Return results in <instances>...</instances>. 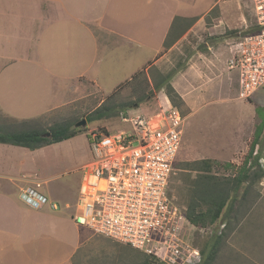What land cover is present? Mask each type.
Instances as JSON below:
<instances>
[{"label": "rangeland", "instance_id": "rangeland-1", "mask_svg": "<svg viewBox=\"0 0 264 264\" xmlns=\"http://www.w3.org/2000/svg\"><path fill=\"white\" fill-rule=\"evenodd\" d=\"M211 1L196 0L195 8L202 11ZM73 3L74 1L70 0L69 4ZM2 5H20L24 8L21 28L23 36L21 44L16 45L11 42L14 40L10 36L11 30L0 29V55H16L18 53L15 50L21 48V55H44L47 60L45 63L51 67L54 76L35 77L38 83H35L37 90L33 94V104L22 103L11 108L22 116L42 112L49 107L51 110L34 118L16 121L4 115L5 110L0 108V125L14 130L48 129L52 124L67 122L78 128L76 135L36 149L0 144L5 148L15 149L14 152L0 151V171L14 172L23 179L24 182L18 180L22 185L31 180L42 181L41 190L58 204L55 210L48 207L54 214L70 217L78 213V185L81 168L92 156V133L125 129L128 127L125 117L137 113L149 114L161 107L174 105L164 88H153V79L158 80L159 74H171L170 82L182 99L180 106H174L186 117L169 183V194L173 199L185 209L190 184L197 176V172L190 170L187 163L205 158L217 160L220 164L214 165L212 172L220 177H230L242 165L255 127L261 120L256 107L264 105V88L259 89L249 100L237 98V74L227 68L226 61L232 44L255 22L253 11L248 4L241 0H215L214 5L202 12L194 23L188 22L185 27V24L182 25L184 21L181 22V27L186 30L180 34L181 37L176 38L177 40H172L173 44L169 48L165 49L163 45L161 48L154 40L146 42V59L160 50L158 60L151 63L150 68L146 67L145 76L129 79L116 87L115 84L126 76L128 62L139 57L138 48L135 44L123 46L112 51L109 56H106V50L100 49L98 59L101 65L94 66L88 73L99 78L98 88L87 81L89 76H85L78 85L77 82L75 88H71L70 80L64 79L70 72V65H73L74 59L79 55V40L77 42L72 35V22L65 20L66 13L59 11L57 19L49 23L44 30L46 32L40 31L44 25H40L38 20L27 18L34 13L29 12V7H59V3L53 0H0V6ZM4 31L8 35L7 40L2 35ZM38 35V43L30 40ZM74 43L77 44V51ZM86 46L81 47L80 55L81 62L85 60L88 68L93 45L87 41ZM40 83L46 84V91H41ZM70 88L71 91L67 92ZM46 97L49 98L47 103L44 101ZM100 107L107 110V114L100 118L95 117V112ZM82 119L86 120V123L77 126L76 123ZM259 162L264 167V157ZM0 181L3 179L0 178ZM245 185L246 183H243L237 192L238 201ZM255 186L248 194L251 198L256 195L257 190L260 193L259 183ZM19 193L20 190L16 196L27 205ZM247 205L245 201L243 208L235 211L234 207L239 206V202H234L231 207L234 213L230 218L243 215L245 209L249 208ZM235 218L227 221L229 228V222L235 221ZM188 226L183 235L191 247L198 251L199 261L196 264H199L200 250L211 236L221 232L224 227L220 220L204 227L192 223ZM69 233L72 240L75 229ZM78 239V252L73 257L76 264H140L146 256L156 264H168L157 255L139 251L122 242L96 234L82 225Z\"/></svg>", "mask_w": 264, "mask_h": 264}, {"label": "crops", "instance_id": "crops-1", "mask_svg": "<svg viewBox=\"0 0 264 264\" xmlns=\"http://www.w3.org/2000/svg\"><path fill=\"white\" fill-rule=\"evenodd\" d=\"M53 1L60 6L29 7V12L34 13L27 18L36 19L40 25H44L40 29L43 32H46L44 30L49 23L57 19L59 11L66 13V21L72 22V35L77 42L79 40V55L70 65L69 74L64 77L71 81V88H75L77 82V85L81 83L85 76L90 77L87 81L98 86L99 78L88 73L94 66L101 65L98 59L100 49L106 50V56H109L120 47L135 44L139 57L128 62L126 76L115 87L131 79L136 72L158 58L160 50L157 49V53L146 59V42L154 40L162 48L175 16L196 17L197 20L215 3L212 0L206 9L199 11L195 8L196 0H73V4H69L70 0ZM23 9L20 5L0 6V29L11 30L10 36L14 39L11 42L16 45L21 44L23 36ZM2 35L7 40L6 31ZM30 40L38 43L39 35ZM87 41L93 45L88 68L85 60L81 62L80 55L81 47H87ZM74 45L77 51V44ZM15 51L18 54L0 55V108L5 110V113L2 111L4 115L18 121L51 110L49 107L42 112L22 116L11 108L22 103L32 105L33 94L37 90L35 83H38L34 78L54 76V73L45 63L46 56L33 53L21 55L22 48ZM117 52L119 54V50ZM45 85L41 84V91H46ZM48 99L46 97L44 101L47 103ZM0 151L14 152L15 149L0 146ZM0 178L3 179L0 181V264H76L73 257L78 252L81 225L73 216L54 214L47 205L34 209L24 205L17 196L26 182L23 185L19 183L23 179L14 172L0 171ZM259 185V199L245 209L243 215L230 218L234 213L231 211L225 216L223 227L230 219L235 218V221L229 222V229H223L217 253L210 264H264V178ZM242 205L239 203L234 207L235 211L243 208ZM74 229L75 236L70 240L69 232Z\"/></svg>", "mask_w": 264, "mask_h": 264}, {"label": "built area", "instance_id": "built-area-1", "mask_svg": "<svg viewBox=\"0 0 264 264\" xmlns=\"http://www.w3.org/2000/svg\"><path fill=\"white\" fill-rule=\"evenodd\" d=\"M241 1L253 11L256 30L239 35L226 64L237 74V98L249 100L264 88V0ZM185 118L170 104L125 117V129L92 133V156L81 168L73 219L168 264H196L199 253L183 235L190 222L169 194ZM42 185L31 180L20 198L32 208L57 209Z\"/></svg>", "mask_w": 264, "mask_h": 264}, {"label": "trees", "instance_id": "trees-1", "mask_svg": "<svg viewBox=\"0 0 264 264\" xmlns=\"http://www.w3.org/2000/svg\"><path fill=\"white\" fill-rule=\"evenodd\" d=\"M214 8L215 6L210 11ZM195 20L196 17L187 18L175 16L172 26L164 39L163 48H169L171 44H173L172 40L174 38H179L182 35L181 33H184L186 29L182 28V25L185 24L186 27L188 22L191 23L193 21L194 23ZM182 21H184V23L181 25ZM255 30L256 27L252 25L249 29L242 32V34ZM150 65L151 63L149 66ZM149 66L148 68H150ZM145 72L146 68L136 72L131 79L145 76ZM170 79V73L159 74L158 80L153 79V88L155 90L164 88L166 95L174 105L180 106L182 104V99L172 86ZM106 111L107 110H103V107L98 108L95 112V117L100 118L102 115L107 114ZM256 112L261 120L255 127L248 152L236 173L232 174L230 177L218 176L216 173L212 172V167L220 163L210 158L195 160L189 164L187 163L190 170L197 172V176L190 184V194L184 209L185 217L193 225L204 227L215 224L217 220L223 223L225 216L231 213V207H233L234 202L244 204V202L247 201V206L250 208L256 202V198L259 197L260 193L258 190L254 197L251 198L250 195H248L249 192L256 187L255 185L264 178V167L259 162V160L264 157V105L262 107H256ZM91 119L90 117L89 120ZM77 133L78 128L72 127V125L67 122L52 124L48 129L27 128L14 130L0 125V143L36 149L70 138ZM243 183H246V185L238 201L236 198L237 192ZM226 228L229 229V224H225L224 229ZM222 234L223 230L219 234L211 236L208 243L200 250L201 259L199 264H210L213 261L217 253V244L219 239L222 238ZM140 264H156V262L146 256Z\"/></svg>", "mask_w": 264, "mask_h": 264}, {"label": "water", "instance_id": "water-1", "mask_svg": "<svg viewBox=\"0 0 264 264\" xmlns=\"http://www.w3.org/2000/svg\"><path fill=\"white\" fill-rule=\"evenodd\" d=\"M86 123V120L82 119L78 123H76L77 126L84 125Z\"/></svg>", "mask_w": 264, "mask_h": 264}]
</instances>
